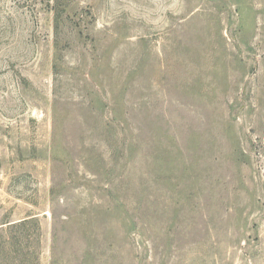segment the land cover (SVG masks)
<instances>
[{
    "label": "rangeland",
    "instance_id": "obj_1",
    "mask_svg": "<svg viewBox=\"0 0 264 264\" xmlns=\"http://www.w3.org/2000/svg\"><path fill=\"white\" fill-rule=\"evenodd\" d=\"M0 228V264H264V0H0Z\"/></svg>",
    "mask_w": 264,
    "mask_h": 264
},
{
    "label": "trees",
    "instance_id": "obj_2",
    "mask_svg": "<svg viewBox=\"0 0 264 264\" xmlns=\"http://www.w3.org/2000/svg\"><path fill=\"white\" fill-rule=\"evenodd\" d=\"M28 225L29 226H35L37 228L38 225H39L37 217L32 215V216L24 218V219H22V220H20L18 222H15V223H5V227L4 228H5L6 232L11 233L12 230H19L20 231L21 229H24ZM2 232H3V228H0V235L2 234ZM11 239H9V242L12 241ZM1 252H3V247L2 246H1V249H0V253ZM6 252H8V250H6Z\"/></svg>",
    "mask_w": 264,
    "mask_h": 264
}]
</instances>
